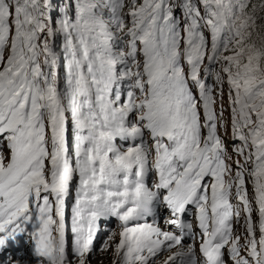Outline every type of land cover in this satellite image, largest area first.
I'll use <instances>...</instances> for the list:
<instances>
[{
	"label": "snow or ice",
	"instance_id": "6c2138e0",
	"mask_svg": "<svg viewBox=\"0 0 264 264\" xmlns=\"http://www.w3.org/2000/svg\"><path fill=\"white\" fill-rule=\"evenodd\" d=\"M189 206L202 264H264V0H0V264H87L111 217L113 264H198Z\"/></svg>",
	"mask_w": 264,
	"mask_h": 264
},
{
	"label": "bare ground",
	"instance_id": "6f19581e",
	"mask_svg": "<svg viewBox=\"0 0 264 264\" xmlns=\"http://www.w3.org/2000/svg\"><path fill=\"white\" fill-rule=\"evenodd\" d=\"M250 189H251V191L253 192V187H250ZM166 212V209H161V213H165ZM147 222H149V223H151L152 222V219L151 220H148ZM143 223V222H142ZM158 224H159V226L163 229V230H167L168 231V227H169V225H167L166 223H165V220H160V221H158ZM111 232H115V233H117V235H118V237H117V242L116 243H118L119 242V232L120 231H117V230H112ZM100 235H102V233L100 234ZM100 235H98V233H97V236H96V239H95V244H94V246H93V249L96 247V245H97V243H98V241H99V239H100ZM99 238V239H98ZM113 246H114V244H113ZM186 248V247H185ZM167 248H165L164 250H166ZM111 247L107 250V251H101V250H99L98 251V253L94 256V258L93 259H90V261H87V264H109V262H110V264L112 263V260L114 259V253L113 254H111ZM163 251V250H162ZM172 251H175V252H178V251H181V248L179 247V246H177V247H174V248H172ZM171 251V252H172ZM25 252H26V250H25ZM171 252H169V255L167 256V257H169L170 255H171ZM100 253H102V254H100ZM159 254H160V252L158 253V255L157 256H155L153 259H151L150 261H149V264H155V263H157L158 261H159V259L161 258V257H159V258H157L158 256H159ZM20 255H22L23 257H27L26 258V260L28 259V260H31V256L30 255H25V254H23L21 251H20ZM196 256H197V260H198V264H202V259H200L199 257H198V255H197V252H196ZM165 260H166V258H165ZM180 260V258L179 257H177V259H176V261L178 262Z\"/></svg>",
	"mask_w": 264,
	"mask_h": 264
},
{
	"label": "rangeland",
	"instance_id": "374dc122",
	"mask_svg": "<svg viewBox=\"0 0 264 264\" xmlns=\"http://www.w3.org/2000/svg\"><path fill=\"white\" fill-rule=\"evenodd\" d=\"M224 100H225V108H227V103H226V101H227V86H225V96H224ZM218 104H219V101H218ZM226 115H227V112L225 113ZM255 208V207H254ZM252 217H253V222L255 223V219L258 217V213L254 210L253 211V213H252ZM243 224H244V219L242 220V224H241V226H240V233H242L243 232ZM114 231V230H117V231H121L122 229H121V226H115V227H113V228H111V229H109V230H106L104 233H102V235H100L99 237H100V239H99V241H98V243H97V245H96V247L93 249V252H91V253H89L88 254V256H87V261H90V259H93L94 258V256L98 253V251L100 250V248H101V245L103 244V242H104V240L106 239V237L110 234V232L111 231ZM117 234V233H116ZM117 237H118V235H116V237H115V240H114V242H113V244L115 245V243L117 242ZM243 238V237H242ZM172 251V249H166V250H163V251H161L160 252V254H159V256L157 257V258H159V257H161L160 259H159V261L157 262V263H155V264H165V261H167V259H168V255H169V252H171ZM111 254H113L114 253V246L112 245V247H111ZM23 254H25V255H27V253L25 252V251H23L22 252ZM173 253H175V251H172L171 252V255L173 254ZM100 254H102V253H100ZM158 255V254H157ZM170 255V256H171ZM22 256V255H21ZM23 257V256H22ZM25 259L27 258V257H24ZM154 258V257H153ZM152 258V259H153ZM165 258H166V260H165ZM116 259V257H115V255H114V259L112 260V263L111 264H113V261ZM28 260V259H27ZM29 261V264H39V261L37 260V259H34V258H31V260H28ZM109 264H110V262H109ZM173 264H180V260L177 262V261H174L173 262Z\"/></svg>",
	"mask_w": 264,
	"mask_h": 264
},
{
	"label": "clouds",
	"instance_id": "9594fccd",
	"mask_svg": "<svg viewBox=\"0 0 264 264\" xmlns=\"http://www.w3.org/2000/svg\"><path fill=\"white\" fill-rule=\"evenodd\" d=\"M227 143H228V145H229V152H231L232 141L229 139V140L227 141ZM245 180H246V186H247V188H248L249 196L251 197V195H252V191H251L250 187H252V182H251V180H250L247 176H245ZM254 207H255V205H254ZM243 217H244V213H243V211H242V212H241V219H240V225H239V226H241V224H242ZM255 223H258V217L255 219ZM256 236H257V239H258L259 236H260L259 231L256 232ZM227 258H228V257H227ZM229 264H230V261H229Z\"/></svg>",
	"mask_w": 264,
	"mask_h": 264
},
{
	"label": "trees",
	"instance_id": "16d2710c",
	"mask_svg": "<svg viewBox=\"0 0 264 264\" xmlns=\"http://www.w3.org/2000/svg\"><path fill=\"white\" fill-rule=\"evenodd\" d=\"M254 2H255V0H254Z\"/></svg>",
	"mask_w": 264,
	"mask_h": 264
}]
</instances>
